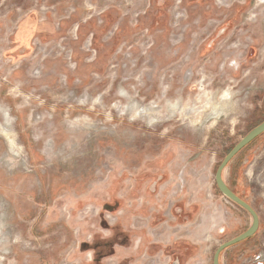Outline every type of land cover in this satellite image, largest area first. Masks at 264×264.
Returning a JSON list of instances; mask_svg holds the SVG:
<instances>
[{
    "label": "rangeland",
    "instance_id": "obj_1",
    "mask_svg": "<svg viewBox=\"0 0 264 264\" xmlns=\"http://www.w3.org/2000/svg\"><path fill=\"white\" fill-rule=\"evenodd\" d=\"M263 119L264 0H0V264H212ZM222 176L264 264V132Z\"/></svg>",
    "mask_w": 264,
    "mask_h": 264
},
{
    "label": "water",
    "instance_id": "obj_2",
    "mask_svg": "<svg viewBox=\"0 0 264 264\" xmlns=\"http://www.w3.org/2000/svg\"><path fill=\"white\" fill-rule=\"evenodd\" d=\"M264 132V119L251 128L235 145L231 148V150L223 157L221 162L216 168L215 174H214V181L216 184V187L221 192L222 195H224L227 199L244 209L250 216H251V223L250 225L240 234L236 235L235 237L219 244L212 257V264H220V254L221 252L226 249L229 246H232L236 243H239L249 237H251L258 229L259 226V217L257 212L254 210V208L247 203L245 200L240 198L238 195H236L226 184V182L223 179V171L227 164L231 161V159L247 144H249L252 140H254L256 137H258L261 133Z\"/></svg>",
    "mask_w": 264,
    "mask_h": 264
},
{
    "label": "bare ground",
    "instance_id": "obj_3",
    "mask_svg": "<svg viewBox=\"0 0 264 264\" xmlns=\"http://www.w3.org/2000/svg\"><path fill=\"white\" fill-rule=\"evenodd\" d=\"M224 94H225V93H224ZM222 95H223V94H222ZM225 95H226V94H225ZM229 95H230V93H229ZM204 96H205V95H204ZM225 99H226V98H225ZM198 100H199V99H198ZM213 100H214V99H213ZM175 101H176V100H175ZM211 102L213 103L214 101H211ZM211 102H210V103H211ZM218 102H219V101H218ZM233 104H234V103H233ZM174 105H175V104H174ZM171 106H172V105H170V108H171ZM182 106H183V105H182ZM206 106H207V105H206ZM206 106H205V107H206ZM194 107H195V106H194ZM209 107H210V106H209ZM174 108H177V109H178V107H174ZM174 108H173V109H174ZM179 108H180V107H179ZM181 108H182V107H181ZM233 108H234V107H233ZM170 110L172 111V109H170ZM179 112H180V111H179ZM181 112H182V110H181ZM176 113H177V112H176ZM166 115H167V114H166ZM180 115H181V113H180ZM182 115H183V114H182ZM131 117H132V116H131ZM149 117H150V116H149ZM168 117H169V116H168ZM201 117H202V116H201ZM180 118H181V116H180ZM181 119H182V118H181ZM2 128H3V127H2ZM3 129H4V128H3ZM3 129H2V130H3ZM9 130H10V129H9ZM5 131H6V130H5ZM6 132H7V131H6ZM9 132H10V131H9ZM9 132H8V133H9ZM3 134L5 135V137H8V134H7V133H4V131H3ZM15 135H16V134H15ZM15 135H14V136H15ZM12 136H13V134H12ZM15 138H16V136H15ZM6 139H9V137L6 138ZM9 141H10V139H9ZM12 142L14 143L13 139H12ZM13 143H12V144H13ZM16 146H17V145H16ZM17 148H18V147H17ZM20 149H21V148H20ZM14 150H15V149H14Z\"/></svg>",
    "mask_w": 264,
    "mask_h": 264
},
{
    "label": "crops",
    "instance_id": "obj_4",
    "mask_svg": "<svg viewBox=\"0 0 264 264\" xmlns=\"http://www.w3.org/2000/svg\"><path fill=\"white\" fill-rule=\"evenodd\" d=\"M228 249V248H227Z\"/></svg>",
    "mask_w": 264,
    "mask_h": 264
}]
</instances>
